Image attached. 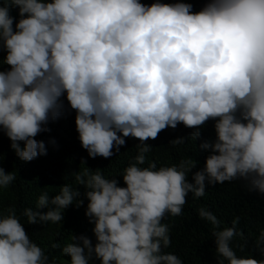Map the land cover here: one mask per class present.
Masks as SVG:
<instances>
[{
	"label": "clouds",
	"instance_id": "1",
	"mask_svg": "<svg viewBox=\"0 0 264 264\" xmlns=\"http://www.w3.org/2000/svg\"><path fill=\"white\" fill-rule=\"evenodd\" d=\"M190 3L150 5L139 0H7L0 6V50L9 69L0 71V130L23 161L46 155L50 120L75 110L81 147L91 158H109L139 140V153L123 170L124 187L97 169L77 176L88 203L84 215L96 243L73 235L63 253L70 264H182L172 253L165 213L180 216L186 197L205 195V183L242 179L248 191L264 194V0H209L199 11ZM18 9V17L10 15ZM14 20L15 25H14ZM214 120L215 139L204 167L186 179L194 164L181 161L157 169L144 165L155 140L178 123L196 129ZM119 133V135H118ZM187 137L169 141L172 146ZM23 142V146L20 143ZM17 179L0 167V188ZM80 192L63 185L59 195L39 196L25 209L28 224L60 223L63 210L83 204ZM200 218L214 226L217 264H264L237 257L231 247L239 218L220 229L205 208ZM264 244L261 233L258 247ZM241 251H243V246ZM264 253V248H261ZM0 264H49L16 213L0 215Z\"/></svg>",
	"mask_w": 264,
	"mask_h": 264
},
{
	"label": "trees",
	"instance_id": "2",
	"mask_svg": "<svg viewBox=\"0 0 264 264\" xmlns=\"http://www.w3.org/2000/svg\"><path fill=\"white\" fill-rule=\"evenodd\" d=\"M7 0H0V6ZM50 2V0H49ZM143 4L160 3H190L192 11H199L209 0H139ZM18 9L10 13L19 19ZM14 20V25H15ZM6 52L0 50V71L9 69L3 57ZM64 103L63 114L50 120L46 127L48 131L38 133L33 137L43 141L46 147V155H38L31 161L20 160L10 148L11 141L0 130V167L6 173L13 172L17 179L5 188H0V215L16 213L20 223L24 226L29 238L40 246L48 256L49 264L70 263V257L66 256L62 249L72 243L73 235H85L96 243L92 232V225L84 215L87 199L84 193L87 191L84 185L78 184L76 177L84 175L85 168L91 170L89 175L95 174L99 169L106 179L115 177L118 186L124 187L123 170L131 163H135L134 157L139 153L136 146L139 142L136 138L125 137V144L119 147V153L113 150V156L109 158L88 156L87 151L81 147L78 132L75 126V110L71 109L65 97H61ZM214 120H208L199 130L201 135L193 140L190 134L194 128H187L178 123L175 129L162 130L155 140L149 139L145 143L152 149L146 153L144 165L155 162L157 169L160 167L179 166L181 161L195 165L187 174V181L193 183V174L201 170L205 164V158L209 150L201 149L200 144L204 141L215 139ZM2 127V126H0ZM119 135V133H118ZM187 137L185 143L172 146L169 141ZM23 146V142H18ZM245 181L237 179L226 181L222 184L208 185L205 183V195L199 198L189 193L186 203L182 206L180 216H171L165 213L161 223L170 226L171 244L164 252L178 256L182 264H217L215 252L214 226L210 221L199 217L198 210L205 208L212 212L220 221V229L233 226V220L239 218L235 227L242 236H235L231 241V247L237 257L264 259L261 248L257 246L261 233L264 232V194L248 191L244 187ZM63 185H70L80 192L78 199L83 200L79 207L73 204L63 210V220L60 223L37 222L28 224L27 217L23 215L25 209L44 213L48 208H37L40 195L47 193L49 199L60 194ZM243 246V251L241 247ZM95 257L90 261H96Z\"/></svg>",
	"mask_w": 264,
	"mask_h": 264
},
{
	"label": "rangeland",
	"instance_id": "3",
	"mask_svg": "<svg viewBox=\"0 0 264 264\" xmlns=\"http://www.w3.org/2000/svg\"><path fill=\"white\" fill-rule=\"evenodd\" d=\"M65 264H70V263H65ZM89 264H100V261L99 260L89 261Z\"/></svg>",
	"mask_w": 264,
	"mask_h": 264
}]
</instances>
